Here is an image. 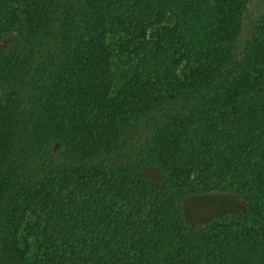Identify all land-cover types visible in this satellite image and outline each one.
I'll return each mask as SVG.
<instances>
[{"label": "trees", "instance_id": "obj_1", "mask_svg": "<svg viewBox=\"0 0 264 264\" xmlns=\"http://www.w3.org/2000/svg\"><path fill=\"white\" fill-rule=\"evenodd\" d=\"M249 2L0 0V264H264Z\"/></svg>", "mask_w": 264, "mask_h": 264}, {"label": "rangeland", "instance_id": "obj_2", "mask_svg": "<svg viewBox=\"0 0 264 264\" xmlns=\"http://www.w3.org/2000/svg\"><path fill=\"white\" fill-rule=\"evenodd\" d=\"M264 9V0H250L249 7L246 13V21L248 28L246 33L250 30V25L260 15ZM186 211L195 216L194 223H201L216 216H221L227 213L239 210L243 206V200L234 194L223 192H211L200 196L190 197L185 202Z\"/></svg>", "mask_w": 264, "mask_h": 264}]
</instances>
